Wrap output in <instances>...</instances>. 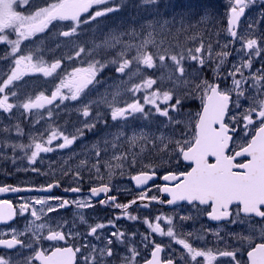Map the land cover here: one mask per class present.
Instances as JSON below:
<instances>
[{"label": "snow or ice", "instance_id": "1", "mask_svg": "<svg viewBox=\"0 0 264 264\" xmlns=\"http://www.w3.org/2000/svg\"><path fill=\"white\" fill-rule=\"evenodd\" d=\"M176 8L0 0V264H264V0Z\"/></svg>", "mask_w": 264, "mask_h": 264}, {"label": "rangeland", "instance_id": "2", "mask_svg": "<svg viewBox=\"0 0 264 264\" xmlns=\"http://www.w3.org/2000/svg\"><path fill=\"white\" fill-rule=\"evenodd\" d=\"M224 2L225 0H174V3L177 5V8H176L177 11H181L182 10L181 6L183 5L191 4L196 7H213V6L219 7ZM113 20H116L117 22H119L120 18L112 17L111 19L108 20L110 21L108 25H111ZM29 84L30 85H43V80H29ZM198 103L199 102L197 101V104Z\"/></svg>", "mask_w": 264, "mask_h": 264}, {"label": "flooded vegetation", "instance_id": "3", "mask_svg": "<svg viewBox=\"0 0 264 264\" xmlns=\"http://www.w3.org/2000/svg\"><path fill=\"white\" fill-rule=\"evenodd\" d=\"M108 21V20H106ZM24 176L21 174L18 178H13V179H6L3 176H0V181H4L7 183H12V184H16L17 179H23ZM125 182H121L120 187H125ZM54 192H56L57 194H59V190H53ZM0 198H8V199H12L14 202L16 201L17 197H15L12 194H0ZM121 199H123V197H121ZM95 215H98L99 217H104L105 215H110V212H108L106 209H101L100 206H97V210ZM126 223H131V222H126ZM196 227H199V225H196ZM142 230V229H141Z\"/></svg>", "mask_w": 264, "mask_h": 264}]
</instances>
